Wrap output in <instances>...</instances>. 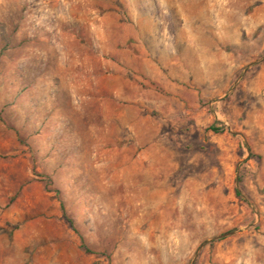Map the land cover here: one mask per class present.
I'll return each mask as SVG.
<instances>
[{"label":"rangeland","instance_id":"1","mask_svg":"<svg viewBox=\"0 0 264 264\" xmlns=\"http://www.w3.org/2000/svg\"><path fill=\"white\" fill-rule=\"evenodd\" d=\"M0 264H264V0H0Z\"/></svg>","mask_w":264,"mask_h":264},{"label":"bare ground","instance_id":"2","mask_svg":"<svg viewBox=\"0 0 264 264\" xmlns=\"http://www.w3.org/2000/svg\"><path fill=\"white\" fill-rule=\"evenodd\" d=\"M144 191H145V196H144V203H145V205H147V206H145L146 207V210H148V209H153L154 208V202L156 201V192L155 191H150L149 189L148 190H145V188H144Z\"/></svg>","mask_w":264,"mask_h":264},{"label":"trees","instance_id":"3","mask_svg":"<svg viewBox=\"0 0 264 264\" xmlns=\"http://www.w3.org/2000/svg\"><path fill=\"white\" fill-rule=\"evenodd\" d=\"M214 130H216V129H214ZM236 195H237L238 197L241 196L240 193H239L238 191H237ZM60 206H61V211H62L64 217L66 218V221H67L69 224H72L71 221L66 217V213H65V210H64V206H63V204L61 203ZM83 248H84V250H85L87 253H91V251H89L84 245H83Z\"/></svg>","mask_w":264,"mask_h":264}]
</instances>
